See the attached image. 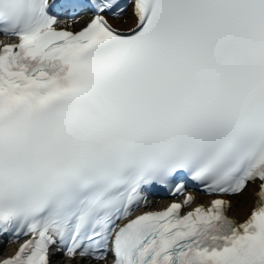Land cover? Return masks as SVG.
<instances>
[{"label":"snow or ice","instance_id":"snow-or-ice-1","mask_svg":"<svg viewBox=\"0 0 264 264\" xmlns=\"http://www.w3.org/2000/svg\"><path fill=\"white\" fill-rule=\"evenodd\" d=\"M0 33V264H264V0H0Z\"/></svg>","mask_w":264,"mask_h":264},{"label":"bare ground","instance_id":"bare-ground-1","mask_svg":"<svg viewBox=\"0 0 264 264\" xmlns=\"http://www.w3.org/2000/svg\"><path fill=\"white\" fill-rule=\"evenodd\" d=\"M130 11L124 16L125 19V24H122L121 26L123 28H128L133 24L134 18L130 15ZM121 18L118 19L119 25L123 23ZM232 207H231V212L235 216H242L244 215L247 211H249V207L253 203V196H252V191L249 189L248 192H246L244 195L241 196H232Z\"/></svg>","mask_w":264,"mask_h":264}]
</instances>
